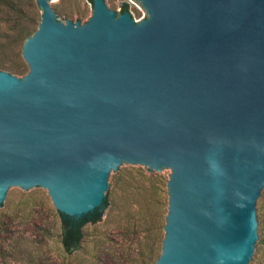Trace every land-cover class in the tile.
<instances>
[{
	"label": "water",
	"instance_id": "1",
	"mask_svg": "<svg viewBox=\"0 0 264 264\" xmlns=\"http://www.w3.org/2000/svg\"><path fill=\"white\" fill-rule=\"evenodd\" d=\"M34 0L27 72L0 70V207L42 188L78 218L126 164L169 173L153 264H257L264 199V0H91L83 23Z\"/></svg>",
	"mask_w": 264,
	"mask_h": 264
},
{
	"label": "rangeland",
	"instance_id": "2",
	"mask_svg": "<svg viewBox=\"0 0 264 264\" xmlns=\"http://www.w3.org/2000/svg\"><path fill=\"white\" fill-rule=\"evenodd\" d=\"M103 2L116 14L126 3L135 21L146 14L136 0ZM50 6L55 19L62 22L83 23L92 11L90 0H57ZM29 12L37 23L35 2ZM13 16L0 3V68L19 64L22 72L14 75L20 77L27 69L20 52L22 44L13 40ZM169 173L153 175L148 167L126 164L121 175L112 176L100 219L82 226L79 246L71 253H66L60 243V219L46 189L29 194L13 188L0 207V264H153L164 235ZM260 203L262 224L264 199ZM263 261L264 255H259L257 264Z\"/></svg>",
	"mask_w": 264,
	"mask_h": 264
},
{
	"label": "trees",
	"instance_id": "3",
	"mask_svg": "<svg viewBox=\"0 0 264 264\" xmlns=\"http://www.w3.org/2000/svg\"><path fill=\"white\" fill-rule=\"evenodd\" d=\"M91 1V0H90ZM0 3L7 7L11 14H14L13 19H11V30L13 40L23 43L24 39L31 35L39 21L34 22L30 17L29 8L34 5L33 0H0ZM127 11L126 3H122L119 13ZM35 23V25H34ZM7 70L11 74L22 72L21 65L16 64L11 67H1L0 68ZM106 203V201H105ZM259 209L262 208V203L258 206ZM60 219V230H59V239L60 243L66 253H71L76 250L79 246V243L82 238V226L86 223H94L100 219L101 209L97 212L86 213L81 215L78 218L64 215L57 212ZM261 229L264 227V221L261 224ZM262 234V247L260 249V256L264 255V230ZM264 264V261L263 263Z\"/></svg>",
	"mask_w": 264,
	"mask_h": 264
}]
</instances>
